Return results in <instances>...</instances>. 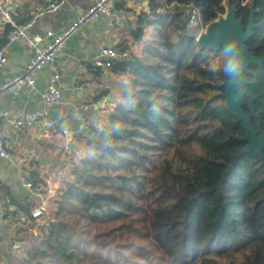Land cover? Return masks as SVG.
Returning a JSON list of instances; mask_svg holds the SVG:
<instances>
[{
  "label": "trees",
  "instance_id": "1",
  "mask_svg": "<svg viewBox=\"0 0 264 264\" xmlns=\"http://www.w3.org/2000/svg\"><path fill=\"white\" fill-rule=\"evenodd\" d=\"M227 3L244 28L255 12L246 46L264 56V0H148L130 31L133 46L144 47L140 55L120 47L129 56L110 71L120 78L121 97L109 88L95 97L112 99L93 119L96 138L76 135L77 151L89 141L87 155L70 159L74 178L65 181L55 213L34 218L35 199L20 202L0 182L4 225L21 214L31 222L16 228L21 236L3 251L6 264H264V159L250 152L229 168L248 144L245 130L221 96L226 76L213 69L221 48L202 50L187 22L186 12L198 10L207 27ZM249 69L258 100L254 114L247 98L242 108L264 139V65ZM35 182L45 197L46 182ZM9 204L17 208L8 211ZM25 240L30 246L21 254L14 246Z\"/></svg>",
  "mask_w": 264,
  "mask_h": 264
},
{
  "label": "crops",
  "instance_id": "2",
  "mask_svg": "<svg viewBox=\"0 0 264 264\" xmlns=\"http://www.w3.org/2000/svg\"><path fill=\"white\" fill-rule=\"evenodd\" d=\"M55 1L58 0H3L1 6L3 5L10 12L17 24L22 25L30 21L37 11ZM147 5L148 0L143 1L141 6L130 5L123 0L114 5L109 16L102 17L94 24L81 28L66 41L64 49L57 60V66L62 75L59 84L63 100L60 104L50 108V115L56 122L54 129L42 130L41 128H33L15 132L2 115L4 111L20 114L25 111L31 112L43 109L45 103L41 94L49 86V81L52 77V69L50 67H46L38 75L36 90L29 91L24 89L20 92L8 94L0 102V131L7 135V149L9 155H11L10 159L0 158V182L4 185L7 184L13 193L18 196L20 202H23L26 196H32V199H36L38 203L40 202V199H37L35 195L22 187V177H27L33 182L36 180L46 182L53 178L55 182L62 180L60 179L63 176L61 172L67 166L66 164L63 166L61 164L58 165V163L70 156V154L73 155L77 152L78 143L75 137L80 134L78 128L81 123L82 104L91 106L92 110L89 112L91 117L94 114H102L103 108L109 102L101 110L95 112L93 110L94 104L97 103L94 102L95 97L102 90L108 88L111 89L112 93L115 90H119V83H121L120 78L112 74L111 71L105 73L94 68V60L98 56V49L102 43L108 44L119 53L120 47L124 44L132 47L130 31L135 28L139 13ZM90 7V0H66L57 12L41 16L36 24L29 29V34L42 35L47 30L59 32ZM116 21L120 22L119 26L110 27ZM107 30H109L108 33H106ZM6 32L7 28L3 29L0 25V50H4L8 58L7 63L0 69V85L4 80L12 78L15 74L22 71L34 52L33 48L24 39L10 43L8 38H6ZM135 47L133 46L132 48ZM83 66L88 68L87 74L83 72ZM59 119H61V125L58 124ZM97 121L94 120V123ZM71 135L72 137H70ZM69 143L76 145L72 153L67 147ZM38 185L40 186V184ZM35 188L33 189L36 190ZM41 201H44V199H41ZM21 204L23 205V203ZM4 207L5 203L1 202V212H3ZM47 207L49 208L48 204ZM16 208L15 205L9 204L8 207L6 205L8 211ZM1 218L0 241L4 239L7 233H11L10 230L16 229V224L22 225L19 221L26 225V218L22 214L17 219L19 221L10 222L7 220L5 225ZM19 234L21 233L19 232ZM20 236L15 231L14 236L10 237V240L6 243L7 246L11 242L18 241Z\"/></svg>",
  "mask_w": 264,
  "mask_h": 264
},
{
  "label": "built area",
  "instance_id": "3",
  "mask_svg": "<svg viewBox=\"0 0 264 264\" xmlns=\"http://www.w3.org/2000/svg\"><path fill=\"white\" fill-rule=\"evenodd\" d=\"M3 0H0V25L3 29L7 28L6 38L10 43L19 40H26L27 43L33 48L34 52L25 68L15 74L12 78L4 80L0 85V102L11 93L20 92L24 89L34 91L37 89L38 75L46 68L52 69V77L49 81V86L42 92V98L45 106L41 110L25 111L20 114H12L4 111L2 115L6 118L10 127L15 132H22L33 128H41L42 130H52L56 126V122L50 115V108L60 104L63 100L62 91L60 88V79L62 78L61 71L57 66V60L64 49L65 43L72 37V34L80 30L83 27L94 24L102 17L109 16L111 10L115 4L123 0H90L91 7L80 14L78 18L73 20L61 31L55 32L53 30H47L42 35H30L29 29H31L41 16L46 14H52L57 12L60 7L66 2V0H58L50 3L45 8L37 11L33 18L22 24H17L16 20L11 16L10 12L4 8L2 4ZM130 5L141 6L145 0H125ZM161 12H165V9H160ZM187 22L190 29L199 30L200 36H202L207 27L204 25L202 14L197 11L189 12ZM118 21L111 24L110 27L119 26ZM109 30L106 31L108 33ZM97 58L94 60V68L102 70L105 73L111 70L113 63L120 59L126 58L128 54L125 52H117L111 48L108 44L102 43L98 49ZM4 50H0V69L7 63ZM85 74L88 73L86 66L82 67ZM81 123L78 131L81 132L83 128L90 130L91 125H94V121L89 112L92 110L89 104H82L81 106ZM67 139H69L67 137ZM0 158L10 159L7 149V135L0 131ZM1 176V174H0ZM21 185L27 191H30L35 196L42 198L39 190H34L33 181L29 178L22 177ZM47 201H42L38 207L32 211V215L36 219L42 218L48 214Z\"/></svg>",
  "mask_w": 264,
  "mask_h": 264
},
{
  "label": "water",
  "instance_id": "4",
  "mask_svg": "<svg viewBox=\"0 0 264 264\" xmlns=\"http://www.w3.org/2000/svg\"><path fill=\"white\" fill-rule=\"evenodd\" d=\"M226 14L225 16L221 15L217 21L207 26L206 32L198 39L199 47L203 50L207 51H218V49L225 46L230 40L235 37H240L241 44L245 50V54L247 56V84L244 85H234L231 83L230 77L226 76V81L224 82L225 90L221 94L225 101L226 108L235 116L238 121H241L242 128L245 130V134L242 137V141L248 142L247 146L240 150L237 154L233 155L230 158L231 165L229 168L233 167L234 161L240 159L243 155L255 152L258 156H261L264 159V139L257 136L255 129L251 124V116L255 113V109L253 107L255 101L258 100V96H256L249 88H248V78L250 75L254 74V71L249 69V67H257L264 65V56H255V54L248 50L246 46V42H248L254 35V14L253 10H251V16L249 18V23L246 28L243 27V21L241 18H237L236 6L227 3L226 6ZM248 99V109L251 113L243 110L242 105L244 99ZM109 101H111V97L107 99H103L101 102L95 103L93 106V110L98 112L101 110L104 105H106ZM93 118L99 121L101 118L97 117V115H93ZM58 124L61 123V119L58 120ZM72 133V132H71ZM84 137H92V139L96 138V134L91 133L87 129L83 128L80 132ZM73 135V133H72ZM72 135L70 137H72ZM74 143H69L68 148L71 153L75 148Z\"/></svg>",
  "mask_w": 264,
  "mask_h": 264
},
{
  "label": "rangeland",
  "instance_id": "5",
  "mask_svg": "<svg viewBox=\"0 0 264 264\" xmlns=\"http://www.w3.org/2000/svg\"><path fill=\"white\" fill-rule=\"evenodd\" d=\"M227 6V5H226ZM227 9V8H226ZM223 16H225V15H223ZM189 33H192V35H195V37H196V39H197V41H198V39L201 37L200 36V33H199V30H194V29H189ZM148 34H149V36L151 35V30L148 32ZM144 46L143 45H140L139 47H135L134 48V54H138V55H140V51H141V49L143 48ZM213 56H215L214 54H213ZM215 64H217V65H222L223 64V62H224V58L222 57V56H219L218 58H216L215 57ZM125 78V77H124ZM126 84V79H125V81H124V85ZM122 89V88H121ZM120 92V93H119ZM115 95H116V97L117 98H120L121 97V90H115L114 92H113ZM110 108H109V110L108 111H111L112 109H114V107H116V104H111L110 106H109ZM107 108V107H106ZM95 124H97V126L99 127L100 125H99V123L98 122H95ZM65 139V138H64ZM89 143V141H83V143L80 145V151H77V152H75L73 155H71L70 154V156H67L63 161H61L60 163H58V165L59 164H61L62 166L64 165V164H66V168L64 169V170H62V172L61 173H63V178L61 177L60 178V174H59V178L60 179H62V180H60L59 182H55V179L53 178V179H49L48 181H46V183L44 184V183H42L43 184V186L44 187H42V189L44 190V192H45V196L46 197H42V198H40V197H38V196H35L37 199H40V202L38 203L37 201H36V199H35V202H34V207H38L39 206V204L42 202L41 201V199L43 200L44 199V201H47V204L49 205V208H48V214H54L55 213V211H56V207H57V200H58V195L64 190V188H65V181L66 180H72L73 178H74V175H73V173H72V169L74 170V168L73 167H69L68 166V164H69V162H70V159H72V157H74V159L76 160V161H80L82 158H84L87 154L85 153L86 151V148H84L87 144ZM84 148V149H83ZM81 150H83V151H81ZM57 171V170H56ZM57 173V172H56ZM57 184V185H56ZM50 199V200H49ZM55 204H56V206H55ZM30 221L29 222H26L25 224H26V226H22V225H18V224H16L17 225V227L16 228H22V230H24V228H26L27 226H30ZM39 227H41V226H38V224H35V225H33L32 226V232L34 233V235L35 236H37L38 237V239H40L39 237H40V234H39V231H38V228ZM15 231H16V229H14V230H10V234H8L7 233V235L4 237V239L3 240H1L0 241V248L1 249H3L2 250V252L3 251H5L6 249H7V244L6 243H8V240H10V237H13L14 236V234H15ZM19 232L21 233V234H23V233H25V231H21V230H19ZM146 244H144V246H145ZM25 246H30V241L29 240H25V241H23V243H16V246H15V248L16 249H20V253L21 254H25L21 249H22V247H25ZM4 253L5 252H3L2 254L0 253V264H6L5 263V260H6V256L4 255Z\"/></svg>",
  "mask_w": 264,
  "mask_h": 264
},
{
  "label": "clouds",
  "instance_id": "6",
  "mask_svg": "<svg viewBox=\"0 0 264 264\" xmlns=\"http://www.w3.org/2000/svg\"><path fill=\"white\" fill-rule=\"evenodd\" d=\"M219 55L224 58L222 65H213L214 71L218 69L223 75L230 77L231 83L234 85L247 84V56L241 44L240 37H235L223 46ZM92 119H94L92 117ZM94 121V120H93ZM95 124V123H94Z\"/></svg>",
  "mask_w": 264,
  "mask_h": 264
},
{
  "label": "bare ground",
  "instance_id": "7",
  "mask_svg": "<svg viewBox=\"0 0 264 264\" xmlns=\"http://www.w3.org/2000/svg\"><path fill=\"white\" fill-rule=\"evenodd\" d=\"M194 10V9H193Z\"/></svg>",
  "mask_w": 264,
  "mask_h": 264
}]
</instances>
